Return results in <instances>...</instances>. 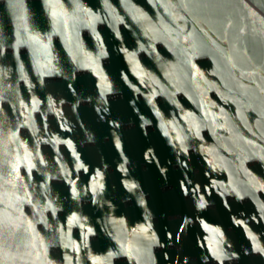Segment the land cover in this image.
<instances>
[{"label": "water", "instance_id": "1", "mask_svg": "<svg viewBox=\"0 0 264 264\" xmlns=\"http://www.w3.org/2000/svg\"><path fill=\"white\" fill-rule=\"evenodd\" d=\"M0 264H264V0H0Z\"/></svg>", "mask_w": 264, "mask_h": 264}, {"label": "snow or ice", "instance_id": "2", "mask_svg": "<svg viewBox=\"0 0 264 264\" xmlns=\"http://www.w3.org/2000/svg\"><path fill=\"white\" fill-rule=\"evenodd\" d=\"M13 6H15L14 4H13ZM33 165H31V163H29V168H31ZM103 186L101 185V188H102ZM93 190H95V189H93ZM74 219H75V217H74Z\"/></svg>", "mask_w": 264, "mask_h": 264}]
</instances>
